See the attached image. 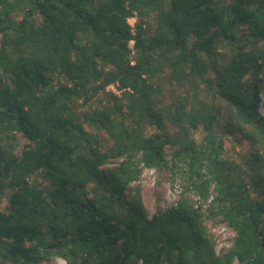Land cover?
<instances>
[{"label":"trees","instance_id":"obj_1","mask_svg":"<svg viewBox=\"0 0 264 264\" xmlns=\"http://www.w3.org/2000/svg\"><path fill=\"white\" fill-rule=\"evenodd\" d=\"M55 257L264 264V0H0V264Z\"/></svg>","mask_w":264,"mask_h":264},{"label":"rangeland","instance_id":"obj_2","mask_svg":"<svg viewBox=\"0 0 264 264\" xmlns=\"http://www.w3.org/2000/svg\"><path fill=\"white\" fill-rule=\"evenodd\" d=\"M129 23L133 26L135 19L129 20ZM108 89L117 92L114 86H110ZM76 104V107L81 109L79 103ZM196 137L199 140L201 133H196ZM226 149L228 152H238L240 146L234 139H230ZM136 185L141 187L144 204L149 213L153 214L158 207L168 209L175 204L183 191L184 182L178 175H173L169 169L159 170L146 168ZM207 226L211 234L215 237L217 253H222L232 247L236 236L232 229L223 223L213 224L212 222H207ZM43 264L66 263L62 259L55 257L50 262Z\"/></svg>","mask_w":264,"mask_h":264}]
</instances>
